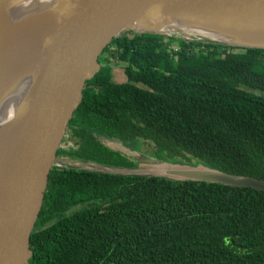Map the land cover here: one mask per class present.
<instances>
[{"label":"trees","instance_id":"trees-1","mask_svg":"<svg viewBox=\"0 0 264 264\" xmlns=\"http://www.w3.org/2000/svg\"><path fill=\"white\" fill-rule=\"evenodd\" d=\"M99 62L58 160L132 169L113 143L146 142L172 164L264 179V49L131 32ZM66 164L50 171L30 264H264V191Z\"/></svg>","mask_w":264,"mask_h":264},{"label":"water","instance_id":"water-1","mask_svg":"<svg viewBox=\"0 0 264 264\" xmlns=\"http://www.w3.org/2000/svg\"><path fill=\"white\" fill-rule=\"evenodd\" d=\"M28 1L37 0H0V106L17 94L9 89L10 79L29 80L14 111L0 121V264H30L31 235L50 171L86 82L100 71L99 57L113 38L137 32L264 49V0H42L36 11L17 13ZM175 23L186 30L171 29ZM202 31L222 36L212 38ZM116 148L137 161L134 170L164 164L170 170L159 174L166 179L264 191L261 178L202 164H172L123 145ZM83 163L88 169L96 166L90 170L119 173L110 169L115 167ZM67 167L82 166L69 162Z\"/></svg>","mask_w":264,"mask_h":264},{"label":"bare ground","instance_id":"bare-ground-1","mask_svg":"<svg viewBox=\"0 0 264 264\" xmlns=\"http://www.w3.org/2000/svg\"><path fill=\"white\" fill-rule=\"evenodd\" d=\"M43 2L42 0H37V1H28L22 5H20L16 11L17 13H22V12H30V11H36V9L38 7H41L42 6V3ZM15 11V12H16ZM182 25H178V23H175L174 25H171V29H175V30H186L185 28L181 27ZM203 34L207 35V36H210L212 38H219L221 37L222 35L221 34H216V33H213V32H205V31H202ZM23 75H25V71L22 72ZM13 78L14 81H12L10 79L9 81V89H15L14 92H17L16 96L14 98H12L13 94L9 97H6L4 99V103L2 106H0V121L2 119H4L7 115L11 114L14 109H15V106H16V103L17 101L23 97V95L25 94L26 92V89L28 87V84H29V80H24L23 77L21 76H14ZM161 171L157 172V173H167L169 171V169L165 168L164 166H162L160 168Z\"/></svg>","mask_w":264,"mask_h":264},{"label":"rangeland","instance_id":"rangeland-1","mask_svg":"<svg viewBox=\"0 0 264 264\" xmlns=\"http://www.w3.org/2000/svg\"><path fill=\"white\" fill-rule=\"evenodd\" d=\"M177 32L178 33H181V31H177ZM115 70H116L115 76H114L115 79L117 81H123L125 79V76L123 74V70L122 69H118L117 66L115 67ZM71 139L72 138L69 136L67 143L73 144V139L72 140ZM113 145H114V147H121V143H113ZM63 146H68L69 147V145H65V141L63 143ZM137 146L138 147H137L136 151H142L143 150L144 153L149 154L151 156H155L156 155V152L155 151H151L152 150L150 148L151 146L148 143H146V142H143L142 144H141V142H139V144ZM62 158H64V157H61V159ZM62 160H64L65 162L66 161H70L71 164L85 166L82 161L72 162L70 159H67V158L66 159H62ZM162 166H164L165 168H167V169L170 170V168L169 167H166V165H164V164H158V165H142L138 170L132 169V171H130L128 169H124V168H110V169H112L113 171H117L119 173H132V172L141 173L142 172L144 174H152V173H157V172L161 171L160 168ZM87 167H89L90 169H94L96 166H87Z\"/></svg>","mask_w":264,"mask_h":264},{"label":"built area","instance_id":"built-area-1","mask_svg":"<svg viewBox=\"0 0 264 264\" xmlns=\"http://www.w3.org/2000/svg\"><path fill=\"white\" fill-rule=\"evenodd\" d=\"M56 164H57V165H61V162H58V161H57V163H56Z\"/></svg>","mask_w":264,"mask_h":264}]
</instances>
